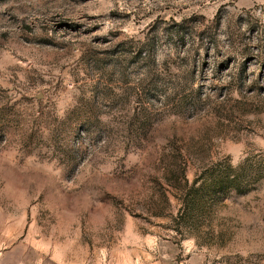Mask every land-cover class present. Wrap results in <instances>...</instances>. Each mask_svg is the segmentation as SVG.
<instances>
[{
  "label": "rangeland",
  "instance_id": "1",
  "mask_svg": "<svg viewBox=\"0 0 264 264\" xmlns=\"http://www.w3.org/2000/svg\"><path fill=\"white\" fill-rule=\"evenodd\" d=\"M0 264H264V0H0Z\"/></svg>",
  "mask_w": 264,
  "mask_h": 264
},
{
  "label": "trees",
  "instance_id": "2",
  "mask_svg": "<svg viewBox=\"0 0 264 264\" xmlns=\"http://www.w3.org/2000/svg\"><path fill=\"white\" fill-rule=\"evenodd\" d=\"M187 168H188V166L184 162L183 165H182V190H184L185 188H189L190 187L191 190L193 189V190H196L197 192H199L201 190V187L196 188V185L199 183L198 178L193 181L191 186H186V185L189 184V181L187 180L186 175H185L186 174L185 172H186ZM166 199H167V203H169L168 202V197ZM188 207H189V205L182 204V208L187 209Z\"/></svg>",
  "mask_w": 264,
  "mask_h": 264
}]
</instances>
